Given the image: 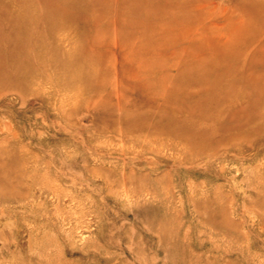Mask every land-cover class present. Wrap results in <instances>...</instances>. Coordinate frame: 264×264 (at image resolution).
<instances>
[{
  "label": "rangeland",
  "instance_id": "rangeland-1",
  "mask_svg": "<svg viewBox=\"0 0 264 264\" xmlns=\"http://www.w3.org/2000/svg\"><path fill=\"white\" fill-rule=\"evenodd\" d=\"M0 264H264V0H0Z\"/></svg>",
  "mask_w": 264,
  "mask_h": 264
},
{
  "label": "bare ground",
  "instance_id": "bare-ground-1",
  "mask_svg": "<svg viewBox=\"0 0 264 264\" xmlns=\"http://www.w3.org/2000/svg\"><path fill=\"white\" fill-rule=\"evenodd\" d=\"M6 168V167H5ZM3 169V168H2Z\"/></svg>",
  "mask_w": 264,
  "mask_h": 264
}]
</instances>
